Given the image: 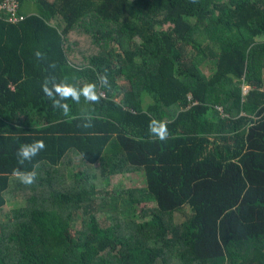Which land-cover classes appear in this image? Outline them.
Wrapping results in <instances>:
<instances>
[{
	"label": "trees",
	"instance_id": "trees-1",
	"mask_svg": "<svg viewBox=\"0 0 264 264\" xmlns=\"http://www.w3.org/2000/svg\"><path fill=\"white\" fill-rule=\"evenodd\" d=\"M18 1L24 19L0 16V264H264V0ZM52 77L99 102L65 116ZM132 174L143 187L108 190Z\"/></svg>",
	"mask_w": 264,
	"mask_h": 264
},
{
	"label": "clouds",
	"instance_id": "clouds-1",
	"mask_svg": "<svg viewBox=\"0 0 264 264\" xmlns=\"http://www.w3.org/2000/svg\"><path fill=\"white\" fill-rule=\"evenodd\" d=\"M37 57L41 56V53H36ZM101 85H107L108 81L106 76L100 77ZM51 83L52 87L49 88L48 84ZM44 94L51 100L53 108L61 109L63 114L68 115L70 109L63 101L71 98L75 102H79L82 95L88 102H99L100 96L96 92V85L94 83L85 84L82 88H77L74 85L66 82L55 83V78L50 80L46 79L42 85ZM58 97V98H57ZM90 126L89 124L85 125ZM149 132L159 140H165L168 136L167 126L162 121L152 120L149 123ZM45 148L43 140H35L31 144L22 145L17 150L18 163L23 165L25 161L31 162L32 158L39 154ZM14 175L20 178L21 183L25 185H31L35 182L37 173L33 171L23 172L19 169H14Z\"/></svg>",
	"mask_w": 264,
	"mask_h": 264
},
{
	"label": "rangeland",
	"instance_id": "rangeland-1",
	"mask_svg": "<svg viewBox=\"0 0 264 264\" xmlns=\"http://www.w3.org/2000/svg\"><path fill=\"white\" fill-rule=\"evenodd\" d=\"M28 8H29V11H34V6L32 4H30ZM145 101L150 102L148 98H145ZM108 185H109L108 190H113V189L119 190V189L132 188V187H143L144 179L141 174H132L127 177L116 176V177L111 178ZM16 205L17 204H13V203L8 204L5 207V210L8 211ZM125 210H127V207L123 203H119L116 208V211L118 212L121 211V213L124 215L123 212H125ZM110 212H114L112 206H109V205L103 206V209L100 210V215L103 219H105L107 217L106 215L109 214ZM188 215H189V209L184 208L183 210L174 213L173 221L174 220L176 222L181 221L185 219Z\"/></svg>",
	"mask_w": 264,
	"mask_h": 264
},
{
	"label": "built area",
	"instance_id": "built-area-1",
	"mask_svg": "<svg viewBox=\"0 0 264 264\" xmlns=\"http://www.w3.org/2000/svg\"><path fill=\"white\" fill-rule=\"evenodd\" d=\"M1 15H5V19L9 22H17L25 17L24 13L19 12L18 0H0Z\"/></svg>",
	"mask_w": 264,
	"mask_h": 264
}]
</instances>
